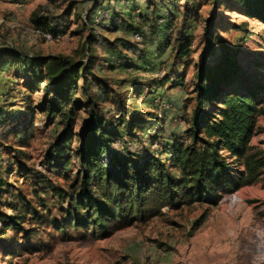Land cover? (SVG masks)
I'll list each match as a JSON object with an SVG mask.
<instances>
[{
  "label": "trees",
  "instance_id": "trees-1",
  "mask_svg": "<svg viewBox=\"0 0 264 264\" xmlns=\"http://www.w3.org/2000/svg\"><path fill=\"white\" fill-rule=\"evenodd\" d=\"M113 1L104 0V4L109 6L114 20L126 24L134 35L143 36L140 23L151 13L180 16L182 25L172 24L170 16L165 15L163 26L173 33L166 39L171 55L182 62L194 52V40L186 34L184 25L200 17L203 3L211 6L212 12L203 23V47L194 62L193 108L187 117V140L184 136L170 137L162 150L146 149L143 155L128 147L125 137L135 135L142 118L132 114L130 123H126L127 106L110 80L96 68L99 58L94 52L99 34L90 18L100 6L83 19L76 6L70 5L68 14L75 15L82 28L90 30L84 49L88 60L30 56L11 48L0 50V71L14 66L18 74L24 75L27 90L43 91L37 107L45 114L47 123L60 127L46 150L45 162L67 180V185L58 184L48 175L30 169L28 173L43 188L34 190L33 196L17 193L18 201L11 204L15 212H0V239L7 230H15L24 234L25 249H36L30 240L38 236L40 229L24 228L29 219L50 226L63 241L105 239L135 223L162 215L164 207L218 205L225 194L246 185L261 181L264 187V149L254 150L251 145L258 117L264 113V78L254 81L250 62L242 60L240 50L225 42L214 20V12L231 10L264 24V0H115L127 2V8L136 11L133 17L130 12L125 17L127 10L114 11ZM140 2H145L144 11L140 10ZM61 20L62 17L53 21L36 16L33 22L39 30L58 39L68 33ZM117 55L112 57L110 67L140 66L138 61L142 57H127L121 51ZM171 81V87L186 85L185 76L172 72L158 83L164 86ZM102 99L110 100L118 108V121L111 122L100 112L98 105ZM81 111L87 117L77 132ZM23 126L17 118L9 119L1 113L0 129L4 132L0 133V143L12 136L19 137ZM118 139L124 147L115 151L112 146ZM15 152L17 158L21 157L20 150ZM236 165L243 168L236 170ZM22 167L20 162L19 168Z\"/></svg>",
  "mask_w": 264,
  "mask_h": 264
},
{
  "label": "rangeland",
  "instance_id": "rangeland-1",
  "mask_svg": "<svg viewBox=\"0 0 264 264\" xmlns=\"http://www.w3.org/2000/svg\"><path fill=\"white\" fill-rule=\"evenodd\" d=\"M72 4L83 19L94 7L100 6L90 18L94 22L92 27L99 34L94 52L99 58L96 68L110 80L127 106L126 123H130L132 114L142 118V125L136 127L135 135L125 137L128 147L143 155L146 149L162 150L163 143L170 137L184 136L187 140V117L193 108L194 62L203 47V23L212 12L211 6L203 3L200 17L184 25L186 34L194 40L193 55L184 62L175 59L166 44L172 30L165 29L166 33L159 30L160 25L165 24L163 16H170V22L176 26L182 25L180 16L151 13L140 23L144 33L142 40L137 42L126 24L114 20L104 0H0V50L11 48L30 56L88 60L84 49L90 30L83 29L76 16L68 14ZM140 4L145 6V2ZM111 5L114 11L116 8L120 12L127 10L125 17L129 12L131 17L132 14L136 16V11L129 10L125 1L114 0ZM36 16L53 21L62 17L61 25L68 27V33L53 40L35 34V31L42 32L33 22ZM214 17L220 36L229 46L240 50L242 60L250 62L254 81L263 79L264 24L231 10L214 12ZM135 18L139 22L138 17ZM115 49L127 57H142L138 61L140 66L120 64L110 67L108 57L118 56ZM168 72L185 76L186 85L171 87V81L158 90V82ZM25 80L14 66L0 71V114L6 113L9 119L17 118L24 125L19 137L12 136L0 143V212L6 214L15 212L11 204L18 201L17 193L33 196L34 190L43 188L28 173L30 169L48 175L58 184L67 185L66 178L45 162L46 150L60 127L57 123H47L45 114L37 107L43 91L27 90ZM135 85L141 88H135ZM95 92H98L96 86ZM98 106L111 122L121 118L118 108L110 100H99ZM262 106L264 108V100ZM86 117V112L81 111L77 132ZM257 126L251 145L254 150H263L264 113L258 117ZM2 131L0 129V133ZM123 147L119 139L112 146L115 151L123 150ZM16 149L21 151L19 158ZM242 168V165L235 166L236 170ZM25 173L29 176L25 177ZM23 225L26 229L33 226L40 229L38 236L30 240L36 249H25L23 233L7 230L0 239V264H264V187L261 181L225 194L218 205L194 203L179 209L164 207L162 215L135 223L105 239L63 241L50 226L38 225L32 219Z\"/></svg>",
  "mask_w": 264,
  "mask_h": 264
},
{
  "label": "built area",
  "instance_id": "built-area-1",
  "mask_svg": "<svg viewBox=\"0 0 264 264\" xmlns=\"http://www.w3.org/2000/svg\"><path fill=\"white\" fill-rule=\"evenodd\" d=\"M34 33L37 34V35H42L43 37L47 38L48 40H50V39L53 40L54 39V37L51 34H49V33H43V32H40V31H35ZM135 40L137 42H140L142 40V36L139 35V34H136L135 35Z\"/></svg>",
  "mask_w": 264,
  "mask_h": 264
},
{
  "label": "crops",
  "instance_id": "crops-1",
  "mask_svg": "<svg viewBox=\"0 0 264 264\" xmlns=\"http://www.w3.org/2000/svg\"><path fill=\"white\" fill-rule=\"evenodd\" d=\"M140 10H141V11H144V10H145V7L141 5V9H140ZM163 25H164V24H163ZM163 25H160V26H161V29H159V30H162L163 33H166V30H165V28H164ZM162 40H163L162 42L165 41L164 38H163ZM159 53H161V52L159 51ZM155 56H156V55H155ZM112 57H113V56H111V57L109 56V57H108V60L111 61ZM156 57H157V56H156ZM107 63H108V62H107ZM161 88H162V87L159 86L158 90H160Z\"/></svg>",
  "mask_w": 264,
  "mask_h": 264
}]
</instances>
